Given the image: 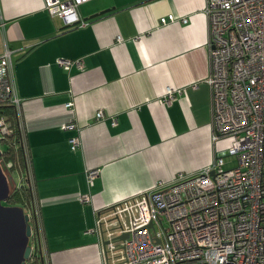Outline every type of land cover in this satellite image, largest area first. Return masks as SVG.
Instances as JSON below:
<instances>
[{
	"label": "crops",
	"instance_id": "obj_1",
	"mask_svg": "<svg viewBox=\"0 0 264 264\" xmlns=\"http://www.w3.org/2000/svg\"><path fill=\"white\" fill-rule=\"evenodd\" d=\"M205 3L89 0L77 8L81 22L109 12L65 28L43 0H0V57L10 50L40 207L38 264H105L99 211L226 156L211 128ZM167 15L176 21L161 25Z\"/></svg>",
	"mask_w": 264,
	"mask_h": 264
},
{
	"label": "built area",
	"instance_id": "obj_2",
	"mask_svg": "<svg viewBox=\"0 0 264 264\" xmlns=\"http://www.w3.org/2000/svg\"><path fill=\"white\" fill-rule=\"evenodd\" d=\"M87 1L43 0V7L71 28L84 25L77 8ZM204 12L213 141L225 143L235 164L224 168L217 157L196 173L157 181L152 189L99 211L94 231L107 240L105 264H264V0H206ZM175 21L173 15L159 19L161 25ZM58 64L82 69L79 59ZM11 65L5 49L0 100L19 108ZM173 94L167 89L165 102ZM5 131L0 120V136ZM78 143L70 139L71 149ZM98 173L87 172L89 185ZM27 215V264H35L44 246L41 218L35 210Z\"/></svg>",
	"mask_w": 264,
	"mask_h": 264
},
{
	"label": "trees",
	"instance_id": "obj_3",
	"mask_svg": "<svg viewBox=\"0 0 264 264\" xmlns=\"http://www.w3.org/2000/svg\"><path fill=\"white\" fill-rule=\"evenodd\" d=\"M0 120L4 121L6 129L0 136V162L4 167L8 165L5 170L9 175L17 174L20 178L19 183L10 188L8 200L3 204L18 206L25 213L35 210L40 217V207L32 186L31 162L25 132L19 119V108L6 100H0ZM34 218L36 217L33 216V222ZM40 258L37 257L35 264L41 261Z\"/></svg>",
	"mask_w": 264,
	"mask_h": 264
},
{
	"label": "water",
	"instance_id": "obj_4",
	"mask_svg": "<svg viewBox=\"0 0 264 264\" xmlns=\"http://www.w3.org/2000/svg\"><path fill=\"white\" fill-rule=\"evenodd\" d=\"M109 10L84 18L83 22ZM2 166L0 164V264H27L31 258V247L28 243L31 234L29 216L18 206L3 204L8 200L14 183L11 176L6 177Z\"/></svg>",
	"mask_w": 264,
	"mask_h": 264
},
{
	"label": "rangeland",
	"instance_id": "obj_5",
	"mask_svg": "<svg viewBox=\"0 0 264 264\" xmlns=\"http://www.w3.org/2000/svg\"><path fill=\"white\" fill-rule=\"evenodd\" d=\"M0 156H1V154H0ZM223 158H224V161H225V164H224V167H230V166H233L234 164H235V161H234V159L232 158V157H229V156H223ZM0 164H2L1 162H0ZM2 168H3V172H4V174L6 175V177L8 178L10 175L6 172V170H5V167H3L2 166ZM13 177L15 176V174H11ZM19 177V176H18ZM15 178V182H14V185L18 182V180L16 179L17 177L15 176L14 177ZM19 180H20V178H19ZM9 206H13V205H9ZM27 214V213H26Z\"/></svg>",
	"mask_w": 264,
	"mask_h": 264
},
{
	"label": "bare ground",
	"instance_id": "obj_6",
	"mask_svg": "<svg viewBox=\"0 0 264 264\" xmlns=\"http://www.w3.org/2000/svg\"><path fill=\"white\" fill-rule=\"evenodd\" d=\"M225 155H226V153H225ZM227 156V155H226ZM220 157V156H219ZM220 158H222V156L220 157ZM222 160H223V158H222Z\"/></svg>",
	"mask_w": 264,
	"mask_h": 264
}]
</instances>
